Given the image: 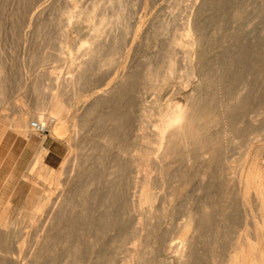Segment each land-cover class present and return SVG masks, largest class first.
<instances>
[{
  "label": "rangeland",
  "instance_id": "obj_1",
  "mask_svg": "<svg viewBox=\"0 0 264 264\" xmlns=\"http://www.w3.org/2000/svg\"><path fill=\"white\" fill-rule=\"evenodd\" d=\"M19 1L22 3L20 4ZM99 1V5H102L100 7L101 11H107L108 9H110L109 5L111 6L115 3L112 2L115 0ZM126 1L128 2L127 4L130 5H127L128 10L126 11L124 18V23L127 26V35L125 34L124 36V39H126V45L124 46L125 51H123V57L121 56L120 58L119 55L116 56V59L119 56V59L117 60L120 64H118L117 61V63L114 65V69L113 67H106L97 72L94 77H92L93 82L91 86L93 88L98 86H100L101 88L102 86H105L104 88H106V85L109 84L113 80V78L115 79V77L119 76L120 73L122 74L123 72L129 70L130 67H132V69L135 67L133 71L136 72L137 70V74L142 77L143 74L148 70L156 69V67L162 60L161 58H163V55H165L167 50L169 49L171 40L181 33L180 31H182L185 22L190 19L193 27L196 28L199 32L201 45L199 46V48H197L198 50H195L194 59H196L195 61H200V66L194 70V78L190 80L191 82H188L185 76L186 72H184L186 60L182 52H177L175 50V61L177 63L175 68L177 67V72H175L170 82L161 90L162 92L157 91L155 88V86H158V82H146L145 80H142V93L140 102L142 103L143 108L142 113L146 116H143L142 118V124L144 126L143 134L147 133L146 136L148 135L147 137H149V139L153 138V131L155 130V125L157 124L158 120L157 113L159 107L166 108L168 106L174 107L175 105L179 107H186V105H189L191 103V97L196 96V99L198 97V99L196 100L197 102H203V106H207L205 107V109L208 111L206 112L209 115L210 119L212 118L211 120L213 121L216 120L210 132H212L213 136L215 137L219 135L221 136V139L223 140L222 142L220 141V146L223 147L220 148L219 146V148H217L215 145L214 149H212L211 147H209L210 149L206 148L205 150H203L205 153L203 151L201 152L202 154L204 153L203 155L200 154L201 156H199V151L194 152L192 150L190 153L193 156L195 153H198L197 155L195 154L196 156H198V158L195 156L192 157V155H190L189 153L188 155H190V157L188 158L192 157L191 160L188 158L187 160L186 158L176 160L177 162L174 163V167L176 169L171 166V169H166L167 172L166 170L164 171V174H167V179H165L166 183L164 182L163 185L154 184L156 183L155 178L158 173L154 170L152 164L146 165V168L144 167L145 170L143 168L140 174L132 175L133 179H138L146 172L143 176L148 175L149 177H151L152 185H150V188H154L155 190L153 191H155L156 193V201L154 202L152 208L156 209L158 206L161 207L164 204L163 206L165 207V212L168 211L166 212L167 214L164 212L165 215L163 213V215L159 216L158 218L152 219L151 221H146L145 219L147 209L142 208L143 210H138V208H136V211L130 212L129 215H127L125 218V220L129 222V224H127L126 222L123 228L121 227V225L118 227L116 226L115 229H112L110 233L105 237L103 235L101 236L99 232L98 236L94 238L97 239L100 237V240L97 239L95 240V242L93 240V236L95 235L90 232V230L86 229L88 228V226L83 225L84 228H82L81 224L79 225L80 227H76L77 229L71 228V224L69 222L72 219H69V221L66 219L62 220L60 224H63L64 226L62 225L61 227L59 225L58 227H56L57 230L54 228L51 235L52 238H57V236L60 238L61 236V241H68L67 239H69V242L71 244L69 242L68 244L72 247L76 246L75 248L78 251V259L76 260V264H100L101 262L103 264H138L141 259L142 261L145 259L143 261L144 264H179L174 250L182 248L181 235L183 233L182 227L184 225V222L187 221L186 219H188L190 215L198 213V215L201 216V210L204 208V210L209 214L207 215V220L204 219V229H199V232L193 231L190 233L194 236L192 248L193 257L195 255L196 257H194L195 259L192 257L193 260L191 258L192 261L189 260V262L192 264H210V256L212 253L216 255L217 260H220L224 256V254L230 250L229 242H226V239H224L223 237L226 229H229L231 238H233L238 233L244 234L247 231H253V229L250 228L252 227L251 220H249L245 216V214L241 212V210L239 211L237 209L238 206H236V203H233L234 201H236L234 200V197L228 196V199L227 197H225L227 196L226 192L224 189L222 190L223 185L218 177L220 176V167L222 168V164H224V161L230 166L229 173L231 175L229 174L228 178L232 177V179L235 178V180L238 179V175V177H240L247 174V171H249L255 164L259 165L261 168H264V0H182V2L181 0ZM90 2L91 0H74V5L76 4L75 6L77 7L82 5L87 6ZM70 3L69 0H0V63H2L0 64V85L2 84L0 87V90H2L0 91V214L4 212V203L8 202L10 206L9 209H7L8 211L6 210V212L8 213L10 218L17 224L14 225L12 229H6L10 232V234H8L10 238H8L7 236L8 240L5 237L3 238L1 236L2 234L0 235V242H2L0 244H4L3 242L7 240V243L5 242V244L7 247H9L8 249L10 250V252L13 253V258H16L17 260L20 259L22 261H27L29 259V254H31L33 249L35 248L36 242L41 239V237L43 236V232L45 233L46 231L45 229H39L38 226L36 227V225H38L37 223L30 222L29 220H26V218H23L24 216H22V214H24L25 212V205L31 198L36 197L37 193L38 196H48V198H52V201H58V199L63 196L65 187L61 185L59 187V190H55L53 186L49 185V183H43L44 180L42 181V178H37V180L34 181V178L31 177L33 173H30L29 171V166L31 165L19 170L18 168H15L13 160H10L8 162L3 161V156L17 151L16 148H13V142L16 140L17 136L23 138L25 137L22 136L23 134L20 135L12 129V124L14 123V121L19 116L24 114H26L31 120H35L36 111L35 102H33V99H35V93L32 88V80H41L43 83L40 84L43 85V87H48L51 84L49 78L46 75L48 72H51L53 70L56 75L58 74L57 76L59 77V79L63 81L67 77L68 63L70 62L69 60H67L69 56L66 57V55L68 54V52H70L72 53V55L74 53V56L77 55L78 57L82 53V50L86 42L88 41L89 34L88 30L86 29V25H79V23L73 22L64 27V30L66 29V47H63L64 50H61L62 52L57 51L59 53L58 55L56 54V52L54 53L55 48L57 47L56 50L58 49L59 36L57 35H59L60 33V25L58 24V21L60 20L59 15L61 10L64 9V7L68 6V4L70 5ZM15 33L17 34L16 36ZM142 34H149L147 35V38L146 36H142L144 39H146L147 43L143 38H141ZM139 39H142L143 42ZM140 42H142L143 45ZM69 45H71V47ZM63 51L67 52V54ZM161 53H163V55ZM260 53H262V55ZM34 55H36V58ZM59 55H61V59L59 58ZM78 62L79 59L74 63L76 64ZM95 62L96 61H92L91 65H94ZM252 63L254 65H252ZM1 65L3 70H1ZM123 66L126 69H121V67L123 68ZM199 71H201V73ZM3 74L4 77L6 76L9 79H7L6 77H2ZM20 74H22V76ZM110 74L116 75L115 77L112 76V78ZM243 74L245 78L243 77ZM108 76L111 77V79H109L110 81L108 80ZM105 77L107 78V80ZM212 77L213 81L211 79ZM4 79H6L8 82H5L6 80ZM209 82H213L211 86ZM41 85H39L40 90L41 88L43 89ZM206 86L208 87V89H210L208 90ZM246 90L248 93L246 92ZM47 92L48 91L46 89L45 93ZM86 93L89 94L88 92ZM198 93L200 96L198 95ZM38 95L40 96V93ZM44 95H42L41 97L44 98L47 96V94ZM70 95V93H65L63 98L65 96L68 98V96ZM83 96L85 95L83 94ZM66 97L64 98L65 100L67 99ZM74 98L75 103H77V105L74 104L76 105V107L74 106V108L79 111V114L81 112V109L84 108L83 104L81 103L84 98L76 96ZM156 104H158L159 106L157 105L158 107H156ZM225 105H228L229 109H224ZM152 107H156V109H158L156 110L154 108L156 110L155 111ZM105 108H103L104 111L102 109L103 112H101V114L103 113V115L104 113L106 114V111L108 112V110H105ZM133 108L135 109L134 111H136L137 107L135 101L133 102ZM33 113H35V116L33 115ZM135 115L136 114H133L134 117ZM134 117H132L131 120V122L134 121L133 123H131L133 133H129L130 138L132 139L130 140L128 138L129 141L126 142V135L123 134V137L121 134L119 135L120 137L118 136L119 139L117 138V141L120 142V140H124L129 145L134 142L133 137L136 133L134 131V128L136 127L135 119H133ZM217 121L219 122L218 124ZM95 123L97 122H92V126L96 125ZM102 127L104 128L103 124L100 127V123H97L96 130L91 127L92 129L88 131L89 134L87 133V131L84 133L80 130V128H77V131L79 130L77 136L81 141L85 135H88L92 138L95 135L99 134L100 131H102L98 130L100 128L103 129ZM28 134L29 135H26L25 138L36 139L45 148L51 146L53 151L52 154L56 155L60 159L59 164L63 159H67L68 155H71V157H73V154L76 153V149H73V152L72 149H69V147L67 146L68 143H66L67 141H65V139L64 141H53L50 138L49 133L45 138L43 137V139L39 135H36L32 132L28 131ZM71 134L73 135V133H70V136ZM79 140L76 142H79L81 144L82 142H80ZM79 143H77V145H80ZM134 144L132 143V148H134ZM212 151L215 152L213 153L214 155H211ZM86 152V154H90V151ZM86 154H84V157L86 156ZM76 156L77 159H75L74 164L69 163L65 168V173H68L61 177L62 181H66L67 178L72 179V177L74 178L77 175L81 165H79L81 156L79 157V153L76 154ZM154 156L155 155H153V158ZM105 157L107 158L103 157L102 160H106L101 161L102 165L103 162L104 165L107 163L104 170H102V168H97L98 170H100L99 172L97 169H94V171L92 170L93 175L91 173V176L87 177V175H85L84 177L86 181L94 182V185H92V187L89 186L90 190H93V188L95 190V187L97 186L100 179L103 181L105 180L103 179V176H107L106 179L110 178L109 174L112 169L110 168L111 165L109 162L111 158H109L110 156L108 155H105ZM199 157H201V159ZM210 158H213V164L209 163L208 165V162H205V164L204 161H208ZM182 160L183 162H181ZM253 162L256 163L253 164ZM44 164L49 167L45 162ZM59 164L57 165V168L59 167ZM75 165L77 166L75 167ZM177 165L180 167V169ZM106 166L109 168L107 169ZM185 166H187V168ZM188 166L192 167L189 168ZM211 167L213 168L211 169ZM172 168L174 170H172ZM178 170H180L181 173ZM27 171H29V173ZM189 171L191 172V174ZM262 171H264V169H262ZM179 173L181 174V177L177 176ZM95 174L97 176H103H101V178L100 176L97 178ZM171 174L174 176L171 177ZM183 174H187L186 177ZM198 174L200 176H198ZM168 175L170 178L168 177ZM216 175L219 176L213 177ZM175 176H177L179 179ZM190 176H194L195 178L193 177V179ZM175 178L178 181H181V179L183 178V183L182 181H176ZM215 178L217 181L219 180L218 182L220 184H218ZM199 180L201 182H199ZM212 182H217L215 183L216 186L212 184ZM153 185H156V188ZM170 185L173 187V190L172 187L169 188ZM157 186L159 188H157ZM218 186L219 188H217ZM175 189L177 190L175 191ZM47 190H51V192H48ZM75 190H77V193L74 196L75 203L78 202V199L81 200V198L88 202H91L90 195L81 193L79 191L80 188L78 187L75 188ZM137 191L138 189H133L131 192L132 195H136L134 199H137ZM171 191H173L174 193H172ZM168 192L172 195L168 194ZM176 192H178V195L176 194ZM166 194L168 196H166ZM88 196L90 199L88 198ZM166 197L168 198L166 199ZM253 198L254 196L252 195V214L253 216H255V218H257L256 220L259 221V216L257 213L258 211L257 209H255L256 206ZM229 199L231 202L229 201ZM223 202L225 203V205H223ZM230 203H233L230 206L232 210H230V212L232 213L230 214V216L229 214H227L228 217H226L227 210L225 208L226 205ZM166 205H168V207ZM235 208L237 210H235ZM78 210L79 209H76V211ZM190 210H192L193 212L195 211V213L193 214V212H190ZM75 218L76 216L73 217V219ZM247 219L249 220V222ZM142 220H144L145 222ZM18 221L20 223H18ZM132 221L135 223H133ZM137 221H140L142 223L141 228L133 229V227L130 225H132L131 223L138 225ZM206 221H208L209 223ZM65 222L67 224H65ZM248 228L250 229L248 230ZM69 233L70 238L72 237L71 239L69 238ZM73 234L77 235L74 237ZM63 235H65V238H63ZM73 238L75 239V241ZM91 242L93 243L90 245ZM212 242L213 245H211ZM56 243L57 242H55L54 244L56 245ZM54 244L52 250H54ZM55 248L57 249H55L52 254L56 253V257H62L60 259L56 258L54 262L55 264H63L64 261H66V259L64 258L66 251L64 250L63 246H55ZM182 249H184V247ZM103 256H105L107 260L105 258L102 259Z\"/></svg>",
  "mask_w": 264,
  "mask_h": 264
},
{
  "label": "bare ground",
  "instance_id": "obj_2",
  "mask_svg": "<svg viewBox=\"0 0 264 264\" xmlns=\"http://www.w3.org/2000/svg\"><path fill=\"white\" fill-rule=\"evenodd\" d=\"M99 2H100L99 0H91V2L87 6L82 5V6L77 7V6H75L76 4L74 5V0H69L70 5L68 4V6L64 7V9L61 10L60 15H59L60 20L58 21V24L60 25V27H59L60 33H59V35L56 34L57 36H59L58 49L56 50V48H57L56 47L55 48L56 51L54 50V53L56 52V54L58 55L59 54L58 52L61 50H64L63 47L64 48L66 47V44H67L65 41L66 40V35H65L66 29L64 30V27L66 25L73 23V22L79 23V25L80 24L86 25V27H87L86 29L88 30V34H89L88 41L86 42V44L82 50V53L78 57H77V55L74 56L75 55L74 53L72 55V53H70V52H68V54H67V52L63 51L67 54L66 57L69 56L67 60L70 61V62L67 61V62H69L68 68H67V77L63 81H61V79H59V77L57 76L58 74L56 75L53 72V70L51 72H48L46 75L49 78L50 84H51L48 87L47 86L43 87V85H41L43 83L41 80H34V81L32 80L33 84L32 83L31 84L33 85L32 88H33V91L35 93V97H34L35 99H33V98L32 99H33V102H35L36 116L34 115L35 113H33V115L35 116L36 121L31 120L26 114H24V115L19 116L14 121V123L12 124V129L15 130L20 135L23 134L22 136H25V137H26V135H29L28 131L34 133L31 129V123L33 121L38 122L41 125H45V127L48 129L49 136L53 141H61V140L64 141V139H65V141H67L66 143H68L67 146L69 147L70 150L72 149V152H73V149H76L75 150L76 153H74L75 156L78 153H79V157L81 156L80 157L81 160L79 163V165L81 164L80 168L78 170L77 175L74 178L73 177H72V179L67 178L69 180L66 179V181H62L61 177L64 176L66 173H68V172L65 173V171H66L65 168L68 166L69 163L74 164V161H75V159H77V156L75 157L74 154L71 153V154H73L74 158L71 157V155L70 156L68 155L67 159H63L61 161L58 168L53 169V168L47 167L44 164L43 159L47 155L48 150L44 146H42V144H41V147L39 145L40 148L38 147L39 150L37 149V152L35 153L36 154L35 158L32 160L33 162L31 164V166H29V171H30V173H33V174L32 175L29 174V175H31V177L34 178L33 179L34 181H36L37 178H42V181L44 180L43 183L44 182L49 183V185L53 186V188L55 190H57V189L59 190V187L61 185L63 187H65V190L63 191L64 192L63 196L60 199L57 198L58 201L57 200L52 201V198H48V196L47 197L38 196V193H37L36 197L31 198L28 203L26 202L27 204L24 207L25 212H24V214H22V216H24L23 218L24 219L26 218V220H29L30 222L37 223L38 225H36V227L38 226L39 229H45L46 230L45 233L43 232V236L41 237V239L36 242L35 248L33 249L32 253L29 254L30 257L27 256L29 258L27 261H22L20 259L17 260L16 258H13V255H12L13 253L10 252V250L8 249L9 247H7L5 244V242L8 240V238H10V236H8V234H10V232L7 231L6 229H12V227L14 225H17V224L14 220H12L10 218V216L6 212V210L9 209L10 204L8 202L4 203V205H3L4 212H2L0 214V235L2 234L1 236L3 238L4 237L7 238V236H8V238L5 242H3L4 244H0V264H55V262H54L55 259L56 258L60 259L62 257V256L56 257V255H57L56 253H55L56 255L52 254V252L55 249H57V248H55V246H63L64 250L66 251V254L64 253L65 254L64 258L66 259V261H64L63 264H76V262H77L76 260L78 259L77 258L78 251L75 248L76 246L75 247L70 246L68 244L69 239H67L68 241H65V240L61 241L60 240L62 238L61 236H60V238L58 236H57V238H54V237L52 238V235H51L54 228L56 229V227H58L59 225L62 227L63 224H60L62 220L66 219L69 221V219H72L69 222L71 224L70 225L71 228H76L81 224H82L81 225L82 228H84L83 225L88 226V228H86V229L90 230V232H92L95 235V236H93V238H94V237L98 236L99 232H100L101 236L102 235L104 237L107 236L112 229H115L116 226L118 227L121 225V227L123 228V226H125V224L127 222L125 220L126 216L129 215L130 212L136 211L135 210L136 208H138V210H141L142 208L147 209L146 210V219H145L146 221L147 220L151 221L152 219L158 218L159 216L163 215V213L165 212V207L163 206L164 205L163 204L161 207L158 206L159 208L158 207L156 209L154 208L155 210L152 208L154 202L156 201V193H155V191H153V190H155L154 188H150V185H152L151 177H149L148 175L143 176L146 172L143 175L141 174L143 177L142 176L140 178L137 177L138 179H133L132 175L133 174H140V172L143 170V168L146 165L152 164L154 170L157 171V173H158L156 178H155L156 183H154V184H156V185L162 184L163 185V183L165 182V179H167L166 178L167 174L165 175L164 171L168 168L171 169V166L174 167L175 166L174 163L177 162L176 160L183 159V158H186V160H187V158L190 157V155H192L190 153L192 150L194 152L199 151V156H201L205 153L203 150H205L206 148L211 147L212 149H214L215 145L217 148H219L220 141L222 142V140H223V139H221L220 135L215 137V136H213V133L210 132L212 130L213 124H215L216 120L213 121V120H211L212 118L210 119L209 115L207 114L208 111L205 109V107H207V106L204 107L202 104L203 102L202 103L197 102L196 100L198 99V97L196 99V96L195 97L190 96L191 97V103L189 105H186V107L185 106L179 107V106L175 105L174 107L168 106L166 108H163V107H159V109L157 108L158 109V113H157L158 120H157V124L155 125V130L153 131L154 134L152 133L153 138L149 139V137H147L148 135L146 136L147 133L143 134L144 126L142 124V118L145 115H143V113H142L143 108H142V103L140 102L141 93H142L141 92L142 91L141 90L142 89V87H141L142 86V80H145L146 82L147 81L156 82V83L158 82V86H155V88L157 91H161L170 82V80L174 76L175 72H177L176 71L177 67L175 68V66L177 64L175 61V54H174L175 50L177 52L178 51L182 52L183 56L186 60V66H185L184 72H186L185 76H186L188 82L192 78H194L193 72L196 68H198L200 66V61H195L196 59H194V52L201 45L199 32L196 28L193 27L191 20L188 18H186V19H188L187 21L185 20L186 22H185L184 27L182 28V31H180L181 33L171 40V43L169 45V49L167 50L166 54L163 55V53H161L163 55V58H161L162 59L161 62L159 60L160 63L158 64L156 69H154V70L151 69L152 71L148 70L147 72H145L143 74V77H142V76H139L137 74L136 69H135L136 72L133 71V69L135 67L133 69H132V67H130V69H132V70L129 69V70L123 72L122 74L120 73V75L118 74L119 76H117V77H115L116 74L115 75L110 74L111 77L114 76L115 79L112 77L113 80L109 84L106 85V88H104L105 86L104 87L102 86L103 88L102 87L100 88V86H98V87L94 86L95 88H93L91 86L92 82H93L92 77H94V75L97 72L102 70V68H106V67L112 68L113 67V69H114V65L117 63V61H118L117 59H119L118 57L119 56H120V58H121V56L123 57V53H124L123 51H125L124 46L126 45V43H125L126 39H124V36L127 32V26L124 23V21H125L124 18H125L126 11L128 10V7H127L128 2L126 0L112 1L115 3L112 4L111 6L109 5L110 9H108L107 11H105V10L101 11L100 7L102 5H99ZM181 2H182V0H181ZM21 3L22 2H20V4ZM129 3H130V1H129ZM104 7H106V6H104ZM107 7H108V5H107ZM129 17H130V15H129ZM14 20H15V18H14ZM50 20H51V18H50ZM42 24H44V23H42ZM156 24H157V22H156ZM163 25H164V23H163ZM46 26H47V24H46ZM13 28H11V29H13ZM157 30H158V27H157ZM147 31H149V30H147ZM17 32H19V31H17ZM200 32H201V30H200ZM12 33H13V31H12ZM16 35L17 34L15 33V36ZM147 35H149V34H147ZM147 35L142 34L141 38H143L142 36H146V38H147ZM35 38H36V36H35ZM202 38H204V37H202ZM139 40L143 42L142 39H139ZM144 40L146 41V39H144ZM145 41H144V44H145ZM148 41H149V38H148ZM53 42H54V40H53ZM142 42H140V43L142 44ZM146 43H147V41H146ZM138 45H139V43H138ZM48 46H49V43H48ZM69 46L71 47V45H69ZM69 49H68V51H69ZM72 50H74V49H72ZM72 50H71V52H72ZM143 50H146V49H143ZM224 52H225V50H224ZM65 53H62V54H65ZM260 54L262 55V53H260ZM36 55H34L35 58H36ZM117 55H119V56L116 59ZM41 56H42V54H41ZM60 57H61V55H59V58ZM229 58H231V57H229ZM78 59H79V62L75 64L74 62L77 61ZM44 61H46V60H44ZM92 61H96L94 65H91ZM231 62H233V61H231ZM183 63H184V61H183ZM0 64H2V63H0ZM118 64H120L119 61H118ZM124 65H126V64H124ZM252 65H254V64L252 63ZM154 68H155V66H154ZM121 69H126V68H124V66H123V68L121 67ZM149 69H150V67H149ZM1 70H3L2 65H1ZM201 71H199V72L201 73ZM215 72H216V70H215ZM204 73H203V75H204ZM20 75L22 76V74H20ZM105 75H107V74H105ZM200 76H202V75H200ZM251 76H252V74H251ZM2 77H4V74ZM111 77H109L108 80L111 79ZM243 77H244V74H243ZM7 79H9V78H7ZM10 79H13V78H10ZM37 79H38V77H37ZM200 79H202V78H200ZM211 79L213 81V77ZM211 79H209V80H211ZM4 80H6V79H4ZM106 80H107V78H106ZM0 81H1V78H0ZM5 82H8V81L6 80ZM22 82H23V80H22ZM1 83H3V82H1ZM204 83H205V81H204ZM212 83L213 82L210 83V86ZM38 84L41 85V87H43V89L41 88V90H40ZM1 85H0V87H1ZM46 89L48 91L47 93H45ZM207 89H208V87H207ZM0 91H2V90H0ZM86 92H88L89 94H87ZM246 92H247V90H246ZM39 93H40V96L38 95ZM43 93L47 94V96L44 98L41 97L42 95H44ZM65 93L71 94L70 96H68V98L65 96L67 98L66 100L64 99L65 97L63 98ZM158 93H160V92H158ZM83 94L85 96H83ZM198 95H199V93H198ZM75 96L84 98L83 101L81 102L83 104L84 108L82 107L83 109H81V112L79 114H78L79 111L76 108H74V106L76 107V105H77V103H75V101H74ZM204 96H205V94H204ZM134 101L136 102V107H137L136 111H134L135 109L133 108V102ZM200 101H201V99H200ZM237 102H238V99H237ZM239 102H240V100H239ZM74 104H76V105H74ZM157 105L158 104H156V107L159 106V105L158 106ZM156 107H154V108L156 109ZM228 107H229L228 105L227 106L225 105L224 109L227 110V109H229ZM103 108H105V110L106 109L108 110V112L106 111V114L104 113V115H103V113L101 114V112L104 111ZM102 109H103V111H102ZM226 110H224V111H226ZM133 114H136L135 117L133 116ZM132 117H134L133 119H135V123H136V127L134 128L135 129L134 131L136 133L134 134V137H133L134 142H132L133 144L135 143L133 145L134 148H132V143H131V145L126 143L127 141H129V139L130 140L132 139V138H130V135H129V133H131V134L133 133L132 132L133 129L131 128V123H133L134 121L131 122ZM94 121L97 123H100V127L102 124L104 125V128L102 127L103 129L97 128L98 130H102V131H100L99 134L95 135L92 138L89 137L88 135L84 136V134H83L84 137L81 136V137H83L82 141L79 140V137L77 136V133L79 130L77 131V128H80V130L83 131L84 133L86 131L88 133V131L90 129H92L91 127H93V129L96 130L97 123H95L96 125L92 126V122H94ZM218 123L219 122L217 121V124ZM7 127H10V126H7ZM70 133H73V135L71 134V136H70ZM34 134H36V133H34ZM121 134H122V136H123V134L126 135L125 136L127 139L126 142L124 140H122V141L120 140V142L117 141L119 139L118 136ZM29 137H32V136H29ZM43 137L45 138L46 136H43ZM43 137H42V139H43ZM77 137H78V139H77ZM78 140L82 143L80 144L79 142H76ZM75 143H76V145H75ZM77 143H79L80 145H77ZM221 147H223V146H220V148ZM222 149H224V148H222ZM86 151H90V154L89 153L86 154L87 153ZM202 151L204 152L203 154L201 153ZM215 152H217V151H215ZM215 152L212 151L211 155H214L213 153H215ZM80 153H81V155H80ZM189 153H190V155H188ZM206 153H207V151H206ZM84 154H86L85 157H84ZM195 154L197 155L198 153H195ZM195 154H194V156L198 158V156H196ZM105 155H108V156H110L109 158H111L110 162H109L111 165L110 168L112 169V171L109 174L110 178L106 179L107 176L105 177V176L101 175V176H103V179H105V180L103 181L100 179L101 181L99 180L97 186L95 187V190H94V188H93V190H90L89 186L92 187V185H94V182L86 181L84 177H85V175H87V177L91 176V173L94 171V169L102 168V170H104L105 165L107 163L104 165V162H103V165H104L103 166L101 161L106 160V159L102 160L103 157L107 158V157H105ZM153 155H155L154 158H153ZM194 156L192 155V157H194ZM192 157L188 158V159L191 160ZM216 157H217V155H216ZM199 158L201 159V157H199ZM213 158H210L211 160L207 159L208 161H204V163L208 162V165H209V163L213 164V162H212ZM181 162H183V160ZM187 163H188V161H187ZM216 163H214V164H216ZM254 163H256V162H253V164ZM70 166H72V165H70ZM76 166L77 165H75V167ZM205 166H207V165H205ZM185 167L187 168V166H185ZM188 167L191 168L192 166L191 167L188 166ZM108 168L109 167H107V169ZM145 168H144V170H145ZM212 168L213 167H211V169ZM70 169H71V167H70ZM179 169H180V167H179ZM182 169H183V167H182ZM182 169H181V172H182ZM262 169H264V168H261L259 165L255 164L249 171H247V174H245L244 176H240V177H238L239 176L238 175L237 176L238 179L235 180V178L232 179V177L228 178V175L230 174L229 173L230 172V166L227 163H225V161H224V164H222V168L220 167L221 171L219 170L220 176L219 175L213 176V177L219 176L218 178L223 185L222 190L224 189L226 192V195H227L225 197H227V199H228V196L234 197V200H236V201L233 200L234 201L233 203H236V206H238L237 209L239 211L241 210V212H243L245 214V216L249 220H251L252 227H250V228H252L253 231L252 230H251V232L247 231L244 234L238 233L233 238H231L230 234H229V229H226L223 237H224V239H226V242L227 241L229 242L230 250L227 251L220 260H217L216 255L214 253H212L210 256V264H264V171H262ZM172 170H174V169L172 168ZM216 170H214V171H216ZM29 171H27V172L29 173ZM98 171L100 172V170H98ZM146 171H147V169H146ZM178 171L180 172V170H178ZM166 172H167V170H166ZM150 173H151V171H150ZM180 173L178 175L177 174H175V175L181 177ZM184 173H186V172H184ZM194 173H196V172H194ZM187 174H183V175H185V177H186ZM190 174H191V172H190ZM239 174H240V172H239ZM92 175H93V173H92ZM169 175H168V177H169ZM99 176H97V178ZM101 176H100V178H101ZM173 176L174 175L171 174V177H173ZM177 176H175V177L178 178ZM198 176H200V175L198 174ZM24 177H25V175H24ZM153 177H155V176H153ZM193 177H191V178H193ZM182 179H181V181H182ZM187 179H188V177H187ZM215 180H216V178H215ZM176 181H178V180L176 179ZM201 181H202V179H201ZM201 181L199 180V182H201ZM217 182H215V183H217ZM182 183H183V181H182ZM187 183H188V181H187ZM215 183L212 182V184H214L216 186ZM218 184H220V183L218 182ZM49 185H47V186H49ZM156 185L155 186L153 185V186L156 188ZM178 186H181V185H178ZM77 187L80 188L79 191L81 193H84V194L91 196V199L88 196V198L91 200V202H88L82 198H81V200H79L77 198L79 203L78 202L75 203L74 196L77 193V190H75V188H77ZM171 187L172 186L170 185L169 188H171ZM157 188H159V187L157 186ZM160 188H161V186H160ZM217 188H219V186ZM133 189H138L137 199H134V197H136V195L134 193H133L134 195H132V193H131ZM172 190H173V187H172ZM176 190L177 189H175V191ZM48 192H51V190H49ZM171 192L174 193L173 191H171ZM177 193L178 192H176V194ZM39 194H40V192H39ZM168 194H170V193L168 192ZM170 195H172V194H170ZM252 195L254 196L253 199L255 201V206H256L255 209H257V211H258L257 213L259 216V219H258L259 221H257L256 220L257 218H255V216H253V214H252L253 213L252 207H251V201H252L251 196ZM164 196H163V198H164ZM166 196H168V195L166 194ZM82 197H83V195H82ZM88 198H87V200H88ZM167 198L168 197H166V199ZM166 201H168V200H166ZM229 201H230V199H229ZM162 202H163V200H162ZM232 204L230 203V204L226 205V208H225L227 210L226 217H228L227 214H229V216H230V214L232 213V212H230V210H231L230 206ZM223 205H225V203ZM166 206L168 207V205H166ZM76 209H79V210L76 211ZM237 209L235 208V210H237ZM191 211L192 210H190V212ZM201 211H202L201 216L198 215V213L194 214L195 211L194 212L192 211L194 215H190L188 217V219H186L187 221L184 222V225L182 224L183 225V227H182L183 233L181 235V247L182 248L184 247V249L179 248L178 250H174V253L176 254V258H177V261L179 264H189L190 263L189 260H191V258L193 257L192 246H193L194 236L191 235L190 233L193 231L199 232L200 231L199 229H204V223H205L204 219L208 218L207 215H209L208 212H206L204 210V208ZM166 212H168V211H166ZM165 213H164V215H165ZM72 216L73 217L76 216V218L73 219ZM144 218H145V215H144ZM26 220H24V221H26ZM249 220H248V222H249ZM68 221H66V222H68ZM142 221H144V220H142ZM66 222H65V224H67ZM80 222H83V223H80ZM137 222H138L137 223L138 225L133 224V223H135V222H133V223H131L132 225H130V226H132L133 229H140L142 223L140 221H137ZM206 222H208V221H206ZM18 223H20V222L18 221ZM127 224H129V222H127ZM70 227H67V228H70ZM126 227H128V226H126ZM143 227H144V225H143ZM182 228H180V229H182ZM250 228H248V230ZM127 229H129V228H127ZM73 231H71V232H73ZM58 232H57V234H58ZM60 232H61V230H60ZM62 233H63V230H62ZM53 234H55V233H53ZM76 235H74V237ZM54 236H56V235H54ZM64 236L65 235H63V238H65ZM69 238H70V233H69ZM99 238H97V239H99ZM97 239L94 238L93 239L94 242ZM74 241H75V239H74ZM55 242H57L56 245L54 244ZM0 243H2V242H0ZM92 243L93 242H91L90 245ZM53 244L55 245L54 250H52ZM211 245H213V242ZM59 250H60V248H59ZM136 252H135V254H136ZM141 252H140V254H141ZM212 252H213V250H212ZM61 255H63V254H61ZM130 257H131V255H130ZM136 257H138V256H136ZM194 257H196V255ZM104 258H105V256H103L102 259H104ZM193 258H192V260H193ZM143 261L141 259L138 262V264H144ZM190 264H192V263H190Z\"/></svg>",
  "mask_w": 264,
  "mask_h": 264
},
{
  "label": "crops",
  "instance_id": "obj_3",
  "mask_svg": "<svg viewBox=\"0 0 264 264\" xmlns=\"http://www.w3.org/2000/svg\"><path fill=\"white\" fill-rule=\"evenodd\" d=\"M39 145L41 147V144L36 139L17 136L16 140L13 142V148H16L17 151L3 156V161L8 162L13 160L15 168H18L19 170L24 169L33 162L32 160L35 158V153L37 152V149L39 150L40 148ZM47 148L48 153L44 158V162L50 168H57L60 159L52 154L53 151L51 146H48Z\"/></svg>",
  "mask_w": 264,
  "mask_h": 264
},
{
  "label": "built area",
  "instance_id": "obj_4",
  "mask_svg": "<svg viewBox=\"0 0 264 264\" xmlns=\"http://www.w3.org/2000/svg\"><path fill=\"white\" fill-rule=\"evenodd\" d=\"M31 129L34 133H36L40 137L48 135V129L45 127V125H41L38 122L33 121L31 123Z\"/></svg>",
  "mask_w": 264,
  "mask_h": 264
}]
</instances>
